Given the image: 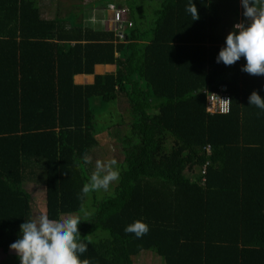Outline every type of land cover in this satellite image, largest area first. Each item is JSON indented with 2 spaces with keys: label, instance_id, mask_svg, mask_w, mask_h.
Returning a JSON list of instances; mask_svg holds the SVG:
<instances>
[{
  "label": "trees",
  "instance_id": "1",
  "mask_svg": "<svg viewBox=\"0 0 264 264\" xmlns=\"http://www.w3.org/2000/svg\"><path fill=\"white\" fill-rule=\"evenodd\" d=\"M188 2L125 0L119 40L59 17L51 0H0V264H20L9 246L32 219V185L45 215L84 220L90 264H138L144 253L162 264H264V111L248 102L253 91L264 98V76L241 71L243 57L216 62L223 3L193 0L192 21ZM227 8L232 28L238 9ZM97 64L114 73L74 82ZM221 86L229 112L210 114L207 92ZM112 109L129 118L100 128ZM102 129L121 147L119 180L82 194ZM135 220L149 225L139 239L124 231Z\"/></svg>",
  "mask_w": 264,
  "mask_h": 264
},
{
  "label": "clouds",
  "instance_id": "2",
  "mask_svg": "<svg viewBox=\"0 0 264 264\" xmlns=\"http://www.w3.org/2000/svg\"><path fill=\"white\" fill-rule=\"evenodd\" d=\"M121 4L119 8L124 9V23L127 24L126 7H121ZM240 4L244 21L233 25L225 38L224 46L218 52L216 62L231 66L243 57L246 63L241 71L264 76V0H240ZM69 9L71 10L70 6ZM185 10L191 15L192 21L200 18L193 0H189ZM111 11L110 21H106L108 26L100 30L112 31L119 38L112 29L114 10ZM125 32L119 40L125 39ZM248 102L249 105L264 111V98L256 91L250 94ZM83 160L85 164L91 163V158L87 155ZM116 165L115 159L104 162L97 160L95 170L81 189L82 194L107 191L112 182L119 180L120 173ZM81 221L84 220L73 215L52 219L41 214L34 219H27L20 224L18 238L10 244V250L17 254L20 264H90L88 259H80L88 251V245L78 229ZM124 231L133 233L139 239L148 233L149 225L142 220H135L127 225Z\"/></svg>",
  "mask_w": 264,
  "mask_h": 264
},
{
  "label": "rangeland",
  "instance_id": "3",
  "mask_svg": "<svg viewBox=\"0 0 264 264\" xmlns=\"http://www.w3.org/2000/svg\"><path fill=\"white\" fill-rule=\"evenodd\" d=\"M51 1H52V3H54L52 7L56 8V10L59 11L58 8L61 7L60 1H58V0H51ZM70 1L72 2L74 0H67V3L70 4ZM86 1L90 2L93 0H86ZM102 1L103 0H95V8H97V7L99 8L100 6H102L103 9H106L104 7V4L102 3ZM122 1L123 0H111V1L107 0L106 3L110 4V5L106 4V6L110 7L111 5H113L114 7H111V9L115 10V9L119 8L120 3ZM225 1H227V3H232L233 6L236 5V7L238 9V15H237V22L236 23L243 22L244 17H243V8L241 7L240 0H218V2L223 3V5H221L222 16H223L222 24L225 25V28L224 27L223 28H224L225 35L227 36V34L233 28V25H232V28L230 26L233 15L230 12V10H228L227 3L225 4ZM74 2L77 3L78 0H76ZM67 3H66V5H67ZM102 8H99V9H102ZM223 9H224V11H223ZM110 16H111V14L109 12V15H107V17H105L104 19H102V17H101V20H102L101 23L104 24L106 22V20L110 21ZM228 17H231V19ZM92 20H93V17H91V15H89V14H86L85 22L88 23V21H89L91 23ZM97 22L99 23L100 21H97ZM90 102L93 106L97 105V99H92ZM119 115L122 116L124 119L129 118V114L125 110L117 112V111H114L112 109L110 114L99 115L96 117L98 126L101 128V125L102 126L103 125H111V126L116 125L115 123H116ZM102 130H100V132L97 134L98 146L93 149V160L96 163L97 160L104 162V161H110L112 159H115L117 161L116 167L118 168V165L120 164V161L123 157L121 147L118 143H115L114 141H111L108 138L106 130H103V131ZM117 182L118 181L112 182L109 189L105 193H110L114 189V186L116 185ZM28 190L31 193L30 204H31V211H32V219H34V218L38 217L39 215L45 213L44 190L41 186H37V185H32V186L28 187ZM96 194H98L99 196L104 195L103 190L97 191ZM9 254H16V253L13 250H10ZM7 255L8 254H5L0 249V263H3V261L6 260ZM137 263L138 264H162L160 259L157 256H153L152 254H145V253H144V255L142 254V256H139Z\"/></svg>",
  "mask_w": 264,
  "mask_h": 264
},
{
  "label": "crops",
  "instance_id": "4",
  "mask_svg": "<svg viewBox=\"0 0 264 264\" xmlns=\"http://www.w3.org/2000/svg\"><path fill=\"white\" fill-rule=\"evenodd\" d=\"M61 3V9L58 8L59 11H57L56 14H58L59 17L62 18H68L71 20V22L77 23V24H83V26L91 27L93 29H105L108 26V22L101 23V17L104 19L109 15V12L111 14V7L106 6L107 0H103L102 2L105 3L104 7L106 9H103L102 6L95 8V0L93 1H86V0H78V2L70 1V4L67 3V0H58ZM111 1V0H110ZM125 0H123L121 3V7H125L124 4ZM67 3V5H66ZM76 3V4H75ZM110 3V2H109ZM101 5V4H100ZM110 5V4H107ZM69 6L71 10L69 9ZM68 7V8H67ZM86 14L91 15L93 17V20L91 23L88 21V23L85 22V16ZM97 21H100L99 23ZM107 21V20H106ZM103 25V26H101ZM72 44V43H71ZM115 66L110 64H97L94 66V72L92 74H74L73 80L77 84H85L90 83L93 81L94 74H106V73H114Z\"/></svg>",
  "mask_w": 264,
  "mask_h": 264
},
{
  "label": "built area",
  "instance_id": "5",
  "mask_svg": "<svg viewBox=\"0 0 264 264\" xmlns=\"http://www.w3.org/2000/svg\"><path fill=\"white\" fill-rule=\"evenodd\" d=\"M112 29L120 39L123 38L125 29L130 25L124 23V9L118 8L113 11L112 15ZM230 99L229 95L223 90V87H219L218 91L207 92L206 95V111L210 114H226L229 112ZM209 147H207V151Z\"/></svg>",
  "mask_w": 264,
  "mask_h": 264
},
{
  "label": "bare ground",
  "instance_id": "6",
  "mask_svg": "<svg viewBox=\"0 0 264 264\" xmlns=\"http://www.w3.org/2000/svg\"><path fill=\"white\" fill-rule=\"evenodd\" d=\"M110 7H114L113 5H111Z\"/></svg>",
  "mask_w": 264,
  "mask_h": 264
}]
</instances>
